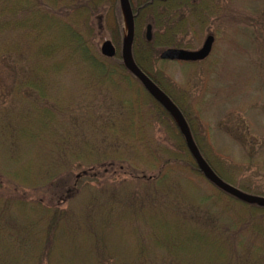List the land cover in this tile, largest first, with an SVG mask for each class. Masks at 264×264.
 I'll list each match as a JSON object with an SVG mask.
<instances>
[{"label":"trees","instance_id":"16d2710c","mask_svg":"<svg viewBox=\"0 0 264 264\" xmlns=\"http://www.w3.org/2000/svg\"><path fill=\"white\" fill-rule=\"evenodd\" d=\"M134 1L130 0L135 28L140 25L139 20H144L145 17L144 22L147 23V26H152L151 41H147L146 36H143L141 28L137 31L135 29L132 45L134 62L180 109L200 153L213 171L223 181L239 190L264 197V189L250 190L249 182L247 179H242L240 169L230 165L226 166L227 164L217 155L210 151H204L210 145L207 138L204 140L206 136L202 135L200 128H198V118L191 111V100L188 99L190 95L181 92L173 83L171 84L170 81L164 79L161 71L157 69L159 62H165L160 59V53L163 49H195V42L201 40L204 33L206 34L207 30L210 29L209 26H213L216 22L227 21L233 12L230 8L228 9V2L226 0H136L138 3H135ZM123 18L120 0H0V66L4 62H20L24 64V70H26L25 67L28 68V71L26 70L28 75H24L22 87L27 90L28 98L24 100L26 104H29L22 114V118L19 117L20 111L15 112V116H13L14 121L20 124L19 134L24 136V134L29 135L37 132L36 136L34 134L32 136L41 140L42 145L47 142L49 144L47 149L50 151H53L58 145L60 148L56 153L58 155L62 153L66 148L60 138L62 133L55 128L56 130L53 131L56 135L49 138L47 135L48 131L51 130L49 126L52 122L55 121L53 125H57L56 119L59 116L60 119L66 118L72 108H70V104L64 103L65 100L52 98L50 91L58 84L62 76L59 69H81L83 72L82 69L88 67L87 72L90 71L93 74L90 75L91 78L98 79L95 84L99 87H103V89L116 87L124 90L122 95L126 98L118 99V104L119 108L126 111L120 116L124 119L123 131L127 132L126 135L129 136L125 144L126 142L128 144V141L131 143L135 141L139 144L143 143L149 149L148 145L152 147L154 143L150 132L155 130V125H159L166 131L181 137V143L179 142L177 146L174 143L171 145L172 142L170 143V147L175 146L174 149L180 156L178 158L164 154L163 147H158L157 154L161 156L162 164L158 169V174L151 178L161 182L158 184L160 186L166 184L167 181L170 182L171 186L166 185L168 186L167 192H159L157 189L153 194L150 193L146 197L147 199L144 201L149 205L150 212L142 204L138 206L135 204L137 208L134 211L135 206L131 204L134 203L132 201L135 199L129 194L130 200H127L131 204L112 214L113 209H119L118 203L112 202L113 205L108 210L106 206L97 203L101 199L99 197L95 199L98 193H94V190L89 193L87 199L92 203L96 201L97 204L94 203L93 209L90 208L92 203L85 204V212H74L71 206L64 208L59 204L46 205L40 200L9 199L0 196V264H52L58 243L61 242V247H63L70 237L69 243L71 245L73 241L86 240L95 264H123L119 262V256L113 255L118 251H113L112 246L118 242V237H120L119 231L121 229L119 230V228H122V220L136 217L133 219L135 221L138 219V215L142 213L155 217L159 221V230L162 233L165 231L167 232V234L164 233L165 235L172 234L161 238L157 235L158 231L153 229L147 230L145 235L139 234L138 243L141 249L138 251L139 255H144L143 246L153 244L164 249L167 258H171L173 262L191 264L188 263V261L191 262L190 259L184 257L187 254L183 251L186 249L184 246L186 242L184 241L196 243L201 240L205 245L212 247V252H217V254L236 249V243L240 242L243 250L241 253H244L245 256L242 258L243 260L248 258L246 257L248 249L261 247L260 243L255 242L257 239L255 237L252 238L251 242L248 241L249 246H244V234L248 228L250 231L257 230L259 233L262 231L261 234H264V208L242 203L225 194L205 179L189 152L175 119L149 95L138 78L124 66L121 57L124 42ZM230 19L233 20V17ZM248 20L252 21L253 19ZM187 27L189 30L185 29ZM104 30L116 48V55L113 58L105 57L99 48L98 39L106 41L103 36ZM188 32L192 33L190 34L192 39L189 41L185 40ZM212 33L211 35L214 36ZM207 59L195 63H185L199 64ZM67 72L70 71H64V74ZM68 74L70 73L66 75ZM131 85H137L144 91H141L143 94L139 93L138 97L131 99L129 92ZM89 101L94 105L91 100ZM71 104L73 103L71 102ZM70 119L75 126L79 122L77 118L70 117ZM195 122L197 127H195ZM112 127L115 129L114 123ZM83 132L84 130L77 125L74 136L77 138ZM117 140L124 142L126 137L124 140L117 137ZM95 142L97 143V141ZM93 144L87 142L72 148L69 147L67 156L71 160L74 159L72 162L75 164L76 161L84 159L88 151L100 152L104 148L98 143V146ZM209 147L208 149L211 150ZM97 148L98 150H96ZM0 153L2 152L0 151ZM3 153H6V148H4ZM106 157L108 161H104ZM59 158L63 159L61 156ZM104 158L102 156L97 162H94L91 169L84 170L76 176L75 186L58 199L61 205L69 203L75 198L78 193L75 188L78 184L83 185L86 181H94L95 168L102 170H106L108 167L114 168L117 161L122 165L124 164L122 160L117 158L116 161L109 160V155ZM92 163L89 160L87 164ZM157 166L158 164H152L150 168ZM60 173L59 167L56 168V171L50 169L43 182L40 179L28 182L29 188L44 187L50 181L58 182L60 181L58 180ZM31 174V172H27L28 178ZM126 176L133 178L137 176V173L128 171ZM181 179L188 184L193 183V179H200L211 187L214 194V196L209 194L199 197L204 208L197 217L189 216L185 212L187 205L183 206L176 199V195L168 196L175 186L181 184ZM21 186L25 187L24 184ZM189 199L191 200L190 197ZM215 199L225 200L230 207H237L235 209L238 217L245 213H247V217L241 219L242 221L233 219L228 221L224 217V210H215ZM208 200H212L211 204L206 205ZM114 214L118 216L115 218ZM138 220L144 226L149 224L147 219ZM81 223H84L85 227ZM86 224H88L87 227ZM259 226L261 230H259ZM111 230L113 232H109ZM66 233L68 236L64 235ZM111 233L114 234V237L109 239ZM127 234L132 235L131 233ZM121 240L123 244L126 243L123 236H121ZM148 240L150 241L148 242ZM77 245L83 246L79 241ZM237 251L235 250L236 256L239 255ZM227 254L226 258L228 259L225 258V261L227 260L225 264H233L234 252H231L230 255ZM247 261L249 262V260ZM238 264L244 263L238 260ZM253 264L255 263L253 262Z\"/></svg>","mask_w":264,"mask_h":264},{"label":"rangeland","instance_id":"374dc122","mask_svg":"<svg viewBox=\"0 0 264 264\" xmlns=\"http://www.w3.org/2000/svg\"><path fill=\"white\" fill-rule=\"evenodd\" d=\"M226 1L229 5L228 9L230 8L233 11L231 16L227 17L228 20L221 21L224 24L216 22L213 26H209L210 29L208 28L206 34L204 33L203 37L200 35L201 40L196 41V44L194 43L196 48L188 49H199L205 38L213 32L215 43L211 55L205 62L187 64L185 62L165 61L163 63L159 62L157 69L161 71L160 73L164 79L170 81L171 84L173 83L181 92L190 95L188 99L191 100V111L198 118V128H200L201 134L206 136L204 140L207 138L210 145L204 151H210L217 155L227 164L226 166L230 165L240 169L242 171L241 177L247 179L250 190L259 191L264 189V0ZM134 2L138 3L136 0ZM123 16V36L125 39L128 28L124 11ZM230 17H233V20ZM145 18L139 20L141 26L138 25L135 28L136 31L141 28L144 37L147 30V23L144 22ZM250 18L254 21L248 20ZM247 20L248 22H246ZM185 29L189 30V27ZM103 32L106 40L113 43L108 33L105 30ZM190 34L192 33H187L185 40L192 39ZM103 42L105 41L98 39L100 49ZM164 50L166 49H163L161 53ZM4 63L0 66V151L2 152L0 153V196L9 199L40 200L46 205L59 204L64 208L71 206L74 212H85V204L92 203L87 199L89 193L94 190V193H98L95 199L98 197L101 199L97 203L106 206L108 210L113 205L112 202L118 203L119 209H113L112 214L131 204L127 200H130L128 198L130 195L136 200L132 201L134 203L131 204L135 206L134 211L138 205L142 204L150 212L149 205L144 201L147 199L146 197L150 193L153 194L157 189L159 192H167L168 186L166 185L171 186L169 181L160 186L158 184L161 182L151 178L158 174V169L162 164V161H160L162 158L157 154V151L163 147L164 154L176 158L180 157L174 149L175 146L170 147V143L172 142L171 145L174 143L177 146L179 142L181 143V137L168 130L167 132L159 125H155V130L150 132L154 143L152 147L148 145L149 149L143 143L139 144L135 141L133 143L128 141V144L127 142L125 144L129 136L126 135L127 132L123 131L125 124L123 123L124 119L120 116L125 114L126 111L119 108L118 104V99L126 98L122 95L124 90L116 87H105L104 89L99 87L95 84L98 79L91 78L90 75L93 74L90 71L87 72L88 67H84L83 72H81V69L61 68L59 71L62 76L58 84L50 91V95L52 98L65 100L64 103L70 104L69 106L72 109L69 110L66 118L60 119L59 116L56 119L57 125H53L55 122L53 121L49 126L51 130L48 131L47 138L56 135L53 130L57 128L62 133L60 138L66 145L63 152L58 155L56 152L60 146L56 145L53 151L48 150L49 144L47 142L42 145L41 140L35 139L37 132L29 135L24 134V136L19 134L20 124L14 121L13 116H15V112L20 111L19 117L22 118V114L29 104H26L24 100L28 98L26 95L27 90L22 87L24 77L28 75V68L25 67L27 71L24 70V64L20 62ZM64 71H70L67 72L70 74L66 75L67 73L64 74ZM131 86L129 89L131 99L138 97L139 93L143 94L144 91L137 85ZM16 87L20 89L17 88L14 91ZM141 91L143 92L141 93ZM89 95L90 97H88ZM69 116L79 120L76 126L72 124L73 121ZM113 123L115 129L112 127ZM77 125L84 132L76 138L74 133ZM195 127H197L196 122ZM33 134L35 136H32ZM117 137L120 140H124L126 137V140L119 142ZM95 141L104 147L102 151H88L87 156L76 161L75 164L73 163L74 159L71 160L67 156L69 147L72 148L87 142L98 146ZM113 146L116 147L112 148ZM4 148H6V153H3ZM107 155H109V160L116 161L117 158L122 160L124 164L122 165L117 161L114 168L108 167L106 170L95 168L94 181H86L83 185L78 184L75 188L78 191L75 198L69 203L61 205L58 199L75 186L76 176L84 170L91 169L94 162ZM60 156L63 159H60ZM106 159L107 157L104 158V161ZM89 160L93 163L87 164ZM152 164H158V166L150 168ZM57 167L61 171L58 179L60 181H50L44 187L29 188L30 184L28 182L37 181V179L43 182L46 179V173L50 169L56 171ZM28 171L32 173L29 178L27 176ZM128 171L137 173V176L128 178L126 176ZM199 180L193 179V183L188 184L181 179V184L175 186L168 195H176V199L183 206L187 205L185 212L189 216L197 217L201 214L204 205L199 201V197L209 194L214 196L211 187ZM101 181H103V184H101ZM23 184L25 187L21 186ZM211 201H206V205L211 204ZM94 203L90 206L91 209L94 208ZM214 208L217 211L224 210V217L228 221L231 219L235 221L243 220L247 217V213L238 217L235 209L237 207H230L225 200L215 199ZM117 216L114 214L115 218ZM135 218L122 220V228H119V230L121 229L119 231L120 237H118V242L112 246L113 251H118L115 253L116 255H113L119 256V262L123 264L176 263L171 258H167L164 249L149 243H146L149 244L148 246L142 247L144 255L138 254V251H141L138 243L139 234L145 235L147 230L153 229L158 231L157 235L165 238L172 233L168 235L164 234H167L165 231L162 233L159 230V221L150 214L142 213L138 215V219L149 221V224L145 226L138 219L133 221ZM81 225L85 227L84 223H81ZM259 230H261L260 226ZM261 233L263 232L250 231L249 228L245 231L244 246H249L248 241L251 242L254 237L257 238L255 242L261 244L258 249L254 247L248 249L246 256L248 258L245 260L242 259L245 256L244 253H241L243 250L240 242L236 243V249L229 250L230 252L227 251L228 254L227 252L217 254V252H212V247L205 245L201 240L196 243L184 241L187 250L183 251L187 254L186 256L183 255L186 259H190L191 262L188 261V263L191 264H225L227 261H225L226 254L230 255L231 252H234L233 261L230 259L233 264H238V260H241L244 264L247 260H249L247 264H253V262L264 264V234ZM67 234L64 235L68 236ZM121 236L126 240L125 244H123ZM113 237L114 234L111 233L109 239ZM70 238L67 239L63 247H61V242L58 243L52 264H95L91 258L90 246L86 240L71 241L73 243L71 245L69 243ZM78 241L83 246H78ZM235 250L240 251H237L238 257Z\"/></svg>","mask_w":264,"mask_h":264},{"label":"water","instance_id":"95a60500","mask_svg":"<svg viewBox=\"0 0 264 264\" xmlns=\"http://www.w3.org/2000/svg\"><path fill=\"white\" fill-rule=\"evenodd\" d=\"M122 9L125 13L127 20L128 34L124 39L121 51V57L124 66L134 74L141 82L143 88L160 103L175 119L178 127L183 135L187 148L194 158L198 169L201 171L207 181L214 185L225 194L235 198L236 200L249 204L257 205L264 208V197L251 195L239 190L238 188L223 181L209 166L207 161L200 153L186 119L184 118L180 109L173 103V101L136 65L132 56V45L134 41V13L130 0H120ZM146 38L148 41L152 40V26L148 25L146 30ZM215 37L208 35L202 46L197 50H188L181 48H168L164 50L160 59L164 61H177V62H198L207 59L213 49ZM101 53L107 58H113L116 55V48L110 40L103 42L101 46Z\"/></svg>","mask_w":264,"mask_h":264}]
</instances>
